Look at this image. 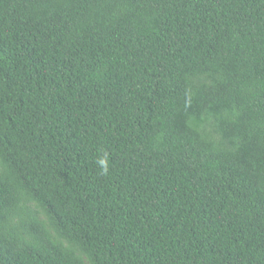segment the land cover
Segmentation results:
<instances>
[{
    "label": "trees",
    "instance_id": "1",
    "mask_svg": "<svg viewBox=\"0 0 264 264\" xmlns=\"http://www.w3.org/2000/svg\"><path fill=\"white\" fill-rule=\"evenodd\" d=\"M0 264H264V0H0Z\"/></svg>",
    "mask_w": 264,
    "mask_h": 264
},
{
    "label": "clouds",
    "instance_id": "2",
    "mask_svg": "<svg viewBox=\"0 0 264 264\" xmlns=\"http://www.w3.org/2000/svg\"><path fill=\"white\" fill-rule=\"evenodd\" d=\"M102 165V174L106 175L108 173V164L106 159L98 161Z\"/></svg>",
    "mask_w": 264,
    "mask_h": 264
}]
</instances>
